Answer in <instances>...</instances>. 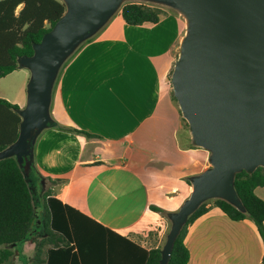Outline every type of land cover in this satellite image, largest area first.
<instances>
[{"label": "crops", "instance_id": "1", "mask_svg": "<svg viewBox=\"0 0 264 264\" xmlns=\"http://www.w3.org/2000/svg\"><path fill=\"white\" fill-rule=\"evenodd\" d=\"M160 9L158 23L141 26H128L118 11L61 71L52 118L99 138L50 124L34 148L42 186L110 231V264L133 260L119 237L145 250L160 246L167 220L150 206L176 212L191 179L210 167V153L191 144L168 82L186 22ZM255 195L264 201V186ZM184 245L188 264H261L264 256L255 224L215 207L189 225Z\"/></svg>", "mask_w": 264, "mask_h": 264}, {"label": "water", "instance_id": "2", "mask_svg": "<svg viewBox=\"0 0 264 264\" xmlns=\"http://www.w3.org/2000/svg\"><path fill=\"white\" fill-rule=\"evenodd\" d=\"M125 0H63L65 14L19 61L31 71L28 101L20 110L18 140L0 153L21 165L38 134L51 124L52 88L61 64L120 10ZM166 4L186 22L168 79L196 147L210 153V167L191 179L192 193L169 216L161 251L167 264L187 218L208 200L239 208L233 180L264 168V0H142ZM39 223V221H38Z\"/></svg>", "mask_w": 264, "mask_h": 264}, {"label": "trees", "instance_id": "3", "mask_svg": "<svg viewBox=\"0 0 264 264\" xmlns=\"http://www.w3.org/2000/svg\"><path fill=\"white\" fill-rule=\"evenodd\" d=\"M119 11L128 26L156 24L162 14L157 6L134 2L123 4ZM65 12L66 5L63 0H0V79L17 71L21 59L33 56L34 45L40 43ZM101 29L79 44L61 64L52 88L51 102L65 64ZM171 98L176 102L173 94ZM51 102L50 127L86 139L99 138L86 131L56 123L51 115ZM20 110L19 106L0 98V153L18 140ZM182 121L185 122L183 119ZM185 128L189 132L188 125ZM39 136L40 133L21 165L14 157L0 160V264H13L15 254L7 246L34 236L37 228L43 229V235L28 264H110V231L64 204L50 190L43 192L41 182L44 178L38 173L34 160V148ZM49 181L54 184L63 182L52 179ZM263 186L264 168L259 167L252 173L242 171L235 174L233 187L240 207L220 199L201 204L182 226L173 243L167 264H188L190 254L184 245L187 228L211 207L218 208L232 221L251 220L264 246V201L255 195V189ZM35 199L39 205L35 203ZM150 210L170 222L169 216L172 212L155 206H150ZM119 239L129 246L120 245L122 251L131 252L133 255L130 264H160L162 245L145 250L124 238ZM261 264H264V256Z\"/></svg>", "mask_w": 264, "mask_h": 264}, {"label": "rangeland", "instance_id": "4", "mask_svg": "<svg viewBox=\"0 0 264 264\" xmlns=\"http://www.w3.org/2000/svg\"><path fill=\"white\" fill-rule=\"evenodd\" d=\"M134 2L137 4H145V5H153L156 4L157 7L162 9H172L171 6L166 4L152 3L148 1L142 0H125L123 3ZM173 70V67H172ZM172 72V71H171ZM171 75V74H170ZM170 78V77H169ZM31 80V71L27 67H19L17 71L7 76L6 78L0 79V96L5 100L11 102L12 104H16L20 107V109H25L28 101V85ZM172 94V92H171ZM187 126L186 122H183V126ZM16 161L18 158L14 156ZM48 190L47 184L43 186V192ZM34 197L36 196V190H33ZM35 203L39 205V203L35 199ZM171 223L167 222V228L165 230V234L161 241V245L163 246L166 241V236L170 230ZM43 235V229L37 228L34 236L28 237L26 240L21 241L19 243L7 246L11 251L18 252V260H14L13 264L24 263L28 261L34 254L37 249L39 240ZM30 263V261H29Z\"/></svg>", "mask_w": 264, "mask_h": 264}, {"label": "flooded vegetation", "instance_id": "5", "mask_svg": "<svg viewBox=\"0 0 264 264\" xmlns=\"http://www.w3.org/2000/svg\"><path fill=\"white\" fill-rule=\"evenodd\" d=\"M34 134L35 133H33V135H32V137H34ZM31 137V139H30V147H31V145L33 144V138Z\"/></svg>", "mask_w": 264, "mask_h": 264}]
</instances>
